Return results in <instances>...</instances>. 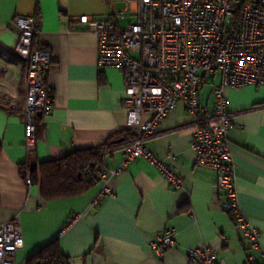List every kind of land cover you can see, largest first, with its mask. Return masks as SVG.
<instances>
[{"label": "crops", "instance_id": "crops-1", "mask_svg": "<svg viewBox=\"0 0 264 264\" xmlns=\"http://www.w3.org/2000/svg\"><path fill=\"white\" fill-rule=\"evenodd\" d=\"M85 14L108 18L110 8L105 0H0V97L10 99L0 105V224L20 220L25 246L14 256L16 264H26L57 238L74 264H192L189 250L202 245L218 251L219 264H249V255L258 257L259 251L249 248L231 215L216 204L218 172L197 163L193 115L183 101L148 142L182 176L180 188L144 156L112 175L113 194L99 205L93 200L101 180L79 196L51 200L41 196L39 184L26 183L24 164L56 160L131 132L123 107L124 76L116 68L99 69L98 37L75 21ZM19 15L35 17V42L52 54L47 81L53 87V108L38 116L33 152L26 147L21 117L26 62L15 51ZM218 76L207 75L201 86V103L210 109ZM225 95L235 113L229 139L238 202L260 230L264 247V86L229 87ZM122 159V151L109 150L102 169L110 172ZM173 228L176 247L160 254L150 246L159 232Z\"/></svg>", "mask_w": 264, "mask_h": 264}, {"label": "built area", "instance_id": "built-area-1", "mask_svg": "<svg viewBox=\"0 0 264 264\" xmlns=\"http://www.w3.org/2000/svg\"><path fill=\"white\" fill-rule=\"evenodd\" d=\"M108 18L81 15L75 21L98 37V67L122 72L126 93L123 107L127 126L134 135L130 141L112 149L123 159L110 172L102 171V187L93 200L99 205L113 194L108 182L134 159L144 156L157 166L170 184L178 189L183 178L149 148L158 126L179 101L193 115L192 147L197 163L215 169L216 204L231 212L238 228L249 241V264H264L260 230L249 221L237 198L235 162L229 133L235 126V113L227 103L226 88L264 86V0H105ZM124 3V10L116 9ZM128 11L135 21L121 26ZM15 51L25 59L26 97L21 106L25 144L30 152L37 147L38 113L53 108V87L47 81L52 67L50 49L35 42L37 23L33 16L19 15ZM75 27V24H74ZM207 75L220 76L213 89L214 106L201 103V86ZM0 97V105L9 104ZM111 149V150H112ZM26 183L32 184L31 173ZM176 230L159 232L150 246L162 254L176 247ZM25 246L18 217L0 224V264H16L14 256ZM192 264H219L218 251L206 245L188 252Z\"/></svg>", "mask_w": 264, "mask_h": 264}, {"label": "trees", "instance_id": "trees-1", "mask_svg": "<svg viewBox=\"0 0 264 264\" xmlns=\"http://www.w3.org/2000/svg\"><path fill=\"white\" fill-rule=\"evenodd\" d=\"M39 119L37 120L38 127ZM124 141L118 142L120 138ZM122 135L111 137L105 144L77 149L68 155L51 161L38 164H24L21 167L23 178L26 181L27 173L32 176V183L39 184L41 196L44 199H59L79 196L100 182V173L104 158L112 148L130 141L134 135L128 131ZM234 221V215L229 212ZM68 226V224H67ZM26 264H74L73 258L64 253L57 238L37 251Z\"/></svg>", "mask_w": 264, "mask_h": 264}, {"label": "rangeland", "instance_id": "rangeland-1", "mask_svg": "<svg viewBox=\"0 0 264 264\" xmlns=\"http://www.w3.org/2000/svg\"><path fill=\"white\" fill-rule=\"evenodd\" d=\"M115 7L118 10H124L126 8L124 3H117ZM134 21H135V17L131 16L128 11H126V13L123 14V17L121 18V20H119L121 26H126L128 23H131Z\"/></svg>", "mask_w": 264, "mask_h": 264}, {"label": "water", "instance_id": "water-1", "mask_svg": "<svg viewBox=\"0 0 264 264\" xmlns=\"http://www.w3.org/2000/svg\"><path fill=\"white\" fill-rule=\"evenodd\" d=\"M41 115H42V113L39 112V113H38V116H41ZM122 140H123V139H120V140H118V142H119V141H122Z\"/></svg>", "mask_w": 264, "mask_h": 264}]
</instances>
